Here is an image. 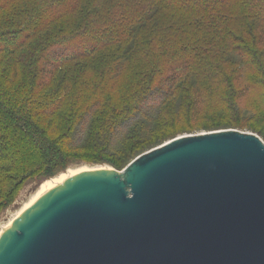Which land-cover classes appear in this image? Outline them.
<instances>
[{"label":"trees","instance_id":"trees-1","mask_svg":"<svg viewBox=\"0 0 264 264\" xmlns=\"http://www.w3.org/2000/svg\"><path fill=\"white\" fill-rule=\"evenodd\" d=\"M262 46L264 0H0V201L67 150L97 154L143 136L163 107L190 93L223 112L254 89L264 99ZM93 59L95 77L74 67ZM127 71L120 87L129 94L114 105L109 93ZM155 94L161 102L148 105ZM37 115L68 126L56 138Z\"/></svg>","mask_w":264,"mask_h":264},{"label":"water","instance_id":"water-1","mask_svg":"<svg viewBox=\"0 0 264 264\" xmlns=\"http://www.w3.org/2000/svg\"><path fill=\"white\" fill-rule=\"evenodd\" d=\"M0 264H264V143L182 137L71 180L0 237Z\"/></svg>","mask_w":264,"mask_h":264},{"label":"rangeland","instance_id":"rangeland-1","mask_svg":"<svg viewBox=\"0 0 264 264\" xmlns=\"http://www.w3.org/2000/svg\"><path fill=\"white\" fill-rule=\"evenodd\" d=\"M261 48L264 49V46ZM63 50L64 51L61 52L59 51V54L69 52L68 49L66 50L63 48ZM1 61L5 62V60ZM95 62H97L99 67L100 65L97 59L88 62H75L73 64L74 67H89L91 76L95 77L97 72L92 69V65L95 64ZM70 67L71 65L65 68ZM9 70L12 71L11 66H9ZM129 72L130 71L124 72L119 78H115L120 82L116 85V89H113V91L109 93L112 99L111 103L114 105L123 104L122 97L126 98L129 94L130 90H128V87H120L124 81L129 82ZM0 76L3 79L5 78L3 71H0ZM60 76L61 75H58L54 78V83L58 85V87L55 90L51 87L48 91L49 93L58 91ZM262 92L263 89L258 88L245 93L243 96L239 94L238 100L235 103L231 100L232 112L214 110L209 101H204L202 104L198 105V103H195L197 98H195L193 93H190V96H186L182 100H178L175 103L171 102L173 103L171 106L172 108H170V106L163 107L160 113L155 117V123L150 125V128L143 136L135 135L123 143V146H120V144L116 145L115 147L117 148H115L113 145H108L97 154L91 153L89 148L86 147L74 148V150L70 151L67 150V155H69L68 158H66L67 160L65 159V161L53 167L47 174L41 177L25 180L10 197L3 198V200L0 201L2 204L1 207H5L0 209V233L3 232V228H5L19 212L41 193L44 186L52 182L60 181L71 175H78L76 173L83 175V173L89 170L106 169L107 171L110 170L118 173L123 172L124 169L140 155L161 147L174 139L221 131H237L255 135L264 143V99L261 97ZM234 95L235 94L231 95V99H235ZM119 97H121V99ZM161 97L160 94H155V96L150 98L153 99V102L147 104L155 106L161 102ZM36 120L56 138H58L68 126V123L65 120H61L59 116L49 118L37 115ZM127 125L123 124L118 128L120 135L129 128ZM80 134L81 130L77 132V135ZM9 189L10 188L2 189L1 194L9 191Z\"/></svg>","mask_w":264,"mask_h":264},{"label":"bare ground","instance_id":"bare-ground-1","mask_svg":"<svg viewBox=\"0 0 264 264\" xmlns=\"http://www.w3.org/2000/svg\"><path fill=\"white\" fill-rule=\"evenodd\" d=\"M101 171H104V172H107L106 169H100V170H89L85 173H83V175H79V173H76L78 175H71V176H68L66 178H63L61 179L60 181H57V182H52L46 186L43 187L41 193L36 197L34 198L33 201H31L21 212H19L18 215H16V217L11 220L9 222V224H7L5 226V228H3V232L0 233V237L6 232L8 231L9 229H11L16 223L17 221L29 210L31 209V207H33L40 199H42L46 194L54 191L55 189L61 187L62 185H64L65 183L71 181V180H74V179H77L81 176H84V175H87V174H91V173H97V172H101ZM110 171V170H109ZM82 174V173H80Z\"/></svg>","mask_w":264,"mask_h":264}]
</instances>
